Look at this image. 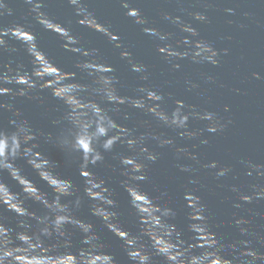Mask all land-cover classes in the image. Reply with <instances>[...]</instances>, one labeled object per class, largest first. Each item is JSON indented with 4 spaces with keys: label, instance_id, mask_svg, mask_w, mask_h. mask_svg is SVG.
<instances>
[{
    "label": "clouds",
    "instance_id": "9594fccd",
    "mask_svg": "<svg viewBox=\"0 0 264 264\" xmlns=\"http://www.w3.org/2000/svg\"><path fill=\"white\" fill-rule=\"evenodd\" d=\"M63 2L72 9L77 25L99 33L119 50V57L135 74L137 84L131 94H123L125 85L117 69L99 48L85 46L71 27V20L61 21L48 11L49 0H23V4L35 24L57 35L63 41L62 48L76 54L73 70H65L48 55L30 26L0 23V54L9 56L7 62H0V115L7 114V123L0 124V209L17 217L13 226L0 214V264H120L98 230L97 221L120 241L127 264H264V251L253 245L255 239L264 247V236L250 231L246 226L249 221L243 216L235 219V225L242 237L253 239L226 243L217 235L198 188L190 187L199 184L198 155L177 145L175 138L164 131H157L171 129L183 140L207 145L205 131L221 134L232 121L183 99H174L171 109L166 107L173 94L152 83L150 65L137 59L113 26L97 15L93 0ZM115 3L143 34L158 41L156 52L171 70L179 71L182 60L198 65L220 63L221 52L182 15L162 11L163 20L185 34L175 38L176 33L155 26L142 12L138 0ZM177 3L183 12L182 0ZM224 11L233 13L230 8ZM13 14L12 0H0V19ZM187 15L208 22L203 12L190 11ZM21 49L30 57L28 65L12 59ZM227 52L228 49L223 50L224 54ZM252 75L261 78L258 73ZM206 79L213 81L214 77L206 75ZM184 83L189 92L199 89V84L191 79L186 78ZM49 96L57 101L58 115L49 121L53 130L37 127L16 106L17 98H24L47 113ZM129 110L141 112L151 120L135 121L130 126L133 113ZM228 110L225 105L224 111ZM192 120L204 122V127L193 129ZM42 145L62 152L66 163L78 169L82 183L62 174L59 163L43 151ZM157 148L170 149L176 168L188 174L187 183L180 186L182 208L176 207L167 188L151 179L150 166L161 156ZM109 157L116 163H109ZM181 160L193 161L195 166L180 163ZM239 163L249 177L264 181V163L245 159ZM25 167L46 187L28 176ZM97 167H105L120 177V188L135 220L134 230L125 226L118 194L107 177L97 175ZM202 167L216 169L211 175L217 180L233 174L231 165L218 166L216 161ZM149 184L150 189L146 187ZM249 187L251 194L241 193L235 184L231 191L246 204L264 200V183ZM233 206L241 208L242 204ZM84 208L86 216L81 214ZM181 210L184 227L176 223ZM226 250H231V254L226 255Z\"/></svg>",
    "mask_w": 264,
    "mask_h": 264
},
{
    "label": "water",
    "instance_id": "95a60500",
    "mask_svg": "<svg viewBox=\"0 0 264 264\" xmlns=\"http://www.w3.org/2000/svg\"><path fill=\"white\" fill-rule=\"evenodd\" d=\"M142 12L152 21L155 26L164 31L176 33L175 38L185 35L180 33L169 22L163 20L162 11L170 12L173 15H182L190 22L206 41L221 52L220 63L217 66L211 64H193L189 60L179 61V71L170 69V66L161 60L156 52L158 41L153 40L140 31L139 26L134 25L123 15V10L115 3V0H93V7L103 21L113 26L114 32L119 33L122 42L128 47L133 55L150 65L152 73L151 81L161 91L171 92L172 99H167L166 107H174V99H183L186 103L197 105L198 109H208L216 112L223 120H231L232 123L221 134H210L207 131L203 137L207 138V145H200L198 140L187 141L179 138L171 129L157 128V131H164L168 136L174 137L177 145L186 146L190 151L195 152L200 161L199 184L190 187H197L198 194L206 203L210 224L218 236L224 242L231 243L239 239H253L242 237L235 225V219L243 216L249 221L246 225L250 231L264 236V200L253 201L246 204L238 199V194L231 191L233 184L237 185L241 193L251 194L250 184L264 183L254 180L246 174V170L239 163L241 159L251 160L256 163H264V0H182L184 11L180 10L177 0H138ZM14 14L0 19V23L11 25L22 23L30 26L39 38L40 46L48 55L65 70H73L76 54L62 48L63 41L52 32L44 31L39 25L32 21L27 13L23 0H12ZM233 9L229 14L225 9ZM48 11L61 21H72L71 27L80 34L86 47L100 49L101 55L117 69L125 88L123 94H131L136 86L135 74L129 71L128 65L119 57V50L114 49L106 38L99 33L83 29L75 23L72 9L63 0H49ZM203 12L208 17V22L203 23L188 16V12ZM247 14V15H246ZM244 25V27H240ZM53 30L56 26L53 25ZM228 49L227 54L223 53ZM12 59L29 64L28 57L21 49L12 55ZM8 54H0V62H7ZM258 73L261 77L256 79L252 73ZM206 75L214 77L208 81ZM191 79L199 84V89L189 92L184 83L185 79ZM201 94H197V93ZM47 95V93H45ZM225 105L228 111H224ZM16 106L20 108L25 116L33 121L40 128L53 130L49 121L58 115L57 101L50 96L47 101V113L45 109L33 101L24 98H17ZM133 113L129 125L135 121L148 119L141 112L129 110ZM7 123V114L0 115V124ZM153 127L156 122L152 121ZM193 129L204 127V122L198 120L190 121ZM143 131V129H141ZM193 145H196L193 147ZM154 146V145H153ZM43 151L59 163V171L65 176L71 177L76 183H82L75 165H68L62 152L49 145H42ZM123 150V149H118ZM161 153L160 159L150 166V176L155 184L161 188H167L172 193L177 208H182L181 200L182 184L187 183L188 174L180 172L176 168L177 161L174 153L168 148H157ZM216 161L218 166L231 165L233 174L217 180L212 172L216 169H205L203 164ZM180 163L193 164L190 160H181ZM23 165V162H20ZM109 163H116L109 157ZM97 175L109 179L110 185L118 194L120 210L125 226L135 229V220L127 204V198L119 185L120 177L113 175L105 167L94 169ZM25 173L36 180L42 188L46 187L32 173L31 169L25 167ZM233 176L236 179H233ZM151 188V184L146 185ZM234 203H241V208H235ZM34 208L38 207L33 205ZM0 214L6 216L11 225H15L17 217L12 213L0 209ZM82 215H87V208L82 210ZM176 223L184 227L185 221L183 211L177 217ZM97 228L103 234L104 240L109 244L110 250L114 252L120 264H127L120 241L107 232L97 221ZM253 245L264 251V247L253 239ZM231 250H226L230 255Z\"/></svg>",
    "mask_w": 264,
    "mask_h": 264
}]
</instances>
